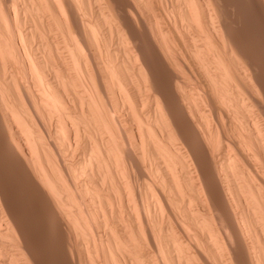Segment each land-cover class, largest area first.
Returning a JSON list of instances; mask_svg holds the SVG:
<instances>
[{
  "label": "bare ground",
  "instance_id": "1",
  "mask_svg": "<svg viewBox=\"0 0 264 264\" xmlns=\"http://www.w3.org/2000/svg\"><path fill=\"white\" fill-rule=\"evenodd\" d=\"M228 2L0 0V159L36 210L0 184V264H42L36 220L61 264H264V81Z\"/></svg>",
  "mask_w": 264,
  "mask_h": 264
},
{
  "label": "rangeland",
  "instance_id": "2",
  "mask_svg": "<svg viewBox=\"0 0 264 264\" xmlns=\"http://www.w3.org/2000/svg\"><path fill=\"white\" fill-rule=\"evenodd\" d=\"M227 1H229L228 3L232 6L228 8V11L232 12L231 14L233 15L232 17L235 21V22L233 21L234 23L231 24L232 28H229V31L231 30L230 32L231 33L233 32L232 34H234L236 40L239 42L240 45H242L243 47L245 46L244 51H246V49L249 50V51L247 50L246 53L251 52V54L248 53L250 56H252V50H253L255 55L254 57L256 59L255 64L258 69L256 75L260 76L261 79L258 77L260 82L264 81V51H263L264 45L261 40L262 37L264 36V28H263L262 20L260 19V17L258 18V16L255 17V12L253 11V9L248 4H244L245 0H234V1L227 0ZM0 162H1L0 184L3 187L4 195L10 201L17 202L18 205L15 204V206L17 207L18 210L16 211L19 214L27 215V216L31 215L32 213L34 214V212L36 211L34 208L35 201L34 200H32L31 202L27 201L28 198L34 197V193L28 192L24 188L20 187V185L17 183L16 180L17 176L10 170L6 171V169L4 168L2 169L3 166L2 163L4 162L1 161V159ZM23 200H26L27 203H25V201ZM30 222L27 223L26 225L27 226L26 232L28 234L27 240L35 250H37L38 252H42L41 253L42 257L40 259V262L43 261L42 264L43 263L61 264V260L59 259H61L62 255L61 252L59 253L60 251L59 249L60 247L58 246L59 241L55 240L54 238H50L51 236H53V231L47 232L48 229L44 228L42 221L36 220L34 222L31 223ZM59 256L60 258L57 259Z\"/></svg>",
  "mask_w": 264,
  "mask_h": 264
}]
</instances>
